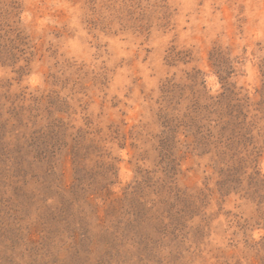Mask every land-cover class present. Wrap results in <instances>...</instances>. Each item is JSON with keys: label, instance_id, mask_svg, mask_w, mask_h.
<instances>
[{"label": "rangeland", "instance_id": "1", "mask_svg": "<svg viewBox=\"0 0 264 264\" xmlns=\"http://www.w3.org/2000/svg\"><path fill=\"white\" fill-rule=\"evenodd\" d=\"M0 264H264V0H0Z\"/></svg>", "mask_w": 264, "mask_h": 264}]
</instances>
